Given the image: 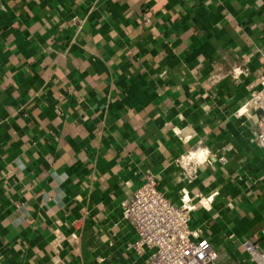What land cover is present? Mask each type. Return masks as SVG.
Returning a JSON list of instances; mask_svg holds the SVG:
<instances>
[{
    "label": "crops",
    "instance_id": "obj_1",
    "mask_svg": "<svg viewBox=\"0 0 264 264\" xmlns=\"http://www.w3.org/2000/svg\"><path fill=\"white\" fill-rule=\"evenodd\" d=\"M244 56L249 78L210 84ZM259 74L264 0H0V264H147L120 211L147 173L176 206L212 197L190 228L216 264H251ZM194 151L187 183L172 162Z\"/></svg>",
    "mask_w": 264,
    "mask_h": 264
},
{
    "label": "built area",
    "instance_id": "obj_2",
    "mask_svg": "<svg viewBox=\"0 0 264 264\" xmlns=\"http://www.w3.org/2000/svg\"><path fill=\"white\" fill-rule=\"evenodd\" d=\"M244 56L229 69L210 77L215 85L224 79L238 83L250 77ZM250 102L259 114L255 119V141L264 148V74L256 75L247 85ZM198 155V156H197ZM197 151L178 156L172 165L179 169L187 183L196 178L205 162ZM192 201L181 188L179 204H172L160 191L156 176L147 173L130 199L121 204L122 219L133 229L136 240L129 245L138 255H147V264H216L217 255L199 228H190L196 204H209L212 197L196 196ZM264 233V230H263ZM243 246L251 264H264V250L246 241Z\"/></svg>",
    "mask_w": 264,
    "mask_h": 264
}]
</instances>
